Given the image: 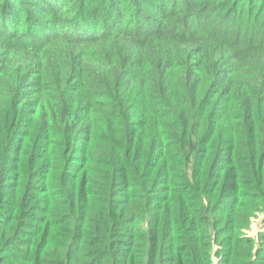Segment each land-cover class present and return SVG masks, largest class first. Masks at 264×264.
Listing matches in <instances>:
<instances>
[{
    "label": "trees",
    "instance_id": "obj_1",
    "mask_svg": "<svg viewBox=\"0 0 264 264\" xmlns=\"http://www.w3.org/2000/svg\"><path fill=\"white\" fill-rule=\"evenodd\" d=\"M0 264H264V0H0Z\"/></svg>",
    "mask_w": 264,
    "mask_h": 264
},
{
    "label": "rangeland",
    "instance_id": "obj_2",
    "mask_svg": "<svg viewBox=\"0 0 264 264\" xmlns=\"http://www.w3.org/2000/svg\"><path fill=\"white\" fill-rule=\"evenodd\" d=\"M260 229V223L258 222V220H253L252 224H251V228L249 230L250 234H255L257 230Z\"/></svg>",
    "mask_w": 264,
    "mask_h": 264
}]
</instances>
